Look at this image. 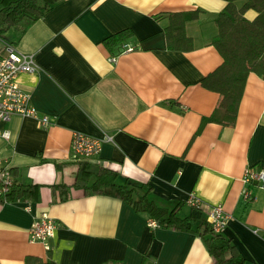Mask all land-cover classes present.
Returning a JSON list of instances; mask_svg holds the SVG:
<instances>
[{
  "label": "crops",
  "instance_id": "1",
  "mask_svg": "<svg viewBox=\"0 0 264 264\" xmlns=\"http://www.w3.org/2000/svg\"><path fill=\"white\" fill-rule=\"evenodd\" d=\"M226 4L61 0L38 20H21L3 33L0 57L4 41L34 55L39 69L19 80L51 123L20 114L0 122L10 132L0 136V157L39 185L33 200L0 203V264H25L30 255L48 264H141L145 255L154 264H216L197 233L156 226L117 196L74 187L75 131L111 134L89 160L117 169L119 183L141 191L151 186L161 206L194 195L207 218L210 206L221 203L230 214L224 234L246 264H264V185L243 179L248 167L264 168V78L249 73L234 124L206 120L221 95L201 81L224 60L212 42ZM194 10L199 16L186 22L193 48H168L169 13ZM257 14L245 12L250 20ZM127 28L132 36L108 50L104 39ZM124 43L134 49L120 53ZM61 182L70 195L62 202L53 188ZM45 211L60 223L50 250L29 235Z\"/></svg>",
  "mask_w": 264,
  "mask_h": 264
},
{
  "label": "trees",
  "instance_id": "2",
  "mask_svg": "<svg viewBox=\"0 0 264 264\" xmlns=\"http://www.w3.org/2000/svg\"><path fill=\"white\" fill-rule=\"evenodd\" d=\"M61 0H0V37L11 26L21 20L34 22ZM249 8L257 10V16L250 20L245 16ZM200 11L170 12V22L166 27L168 48L191 50L193 38L186 32V22L197 18ZM215 23L218 33L212 44L223 56V62L209 72L201 81L208 89L218 91L219 103L206 120L225 125L234 124L245 90L247 77L255 72L264 78V0H227L225 7L217 14ZM132 36L127 28L111 34L103 43L108 50ZM77 172L73 186L83 189L86 195L110 194L117 196L137 212L148 215L159 227H173L200 235L216 264H246L247 261L233 240L217 231L204 217L201 208L195 203L179 201L173 208L161 206L150 196L151 186L146 191L130 183H119V171L110 165L77 160ZM14 184L0 196V203L17 200H33L38 184L19 174L17 167H9ZM69 186L65 183L53 186L57 201L67 200ZM119 260L111 264H119ZM25 264H48L38 256H27ZM141 264H154L146 255Z\"/></svg>",
  "mask_w": 264,
  "mask_h": 264
},
{
  "label": "built area",
  "instance_id": "3",
  "mask_svg": "<svg viewBox=\"0 0 264 264\" xmlns=\"http://www.w3.org/2000/svg\"><path fill=\"white\" fill-rule=\"evenodd\" d=\"M134 46L124 43L120 53L131 51ZM4 54L0 57V122H8L11 118L20 114L39 119L42 125L51 123L50 117L46 114L39 115L37 107L32 102V94L23 88L19 77L22 73L36 72L39 68L32 53H26L18 49L13 43L4 41ZM118 55L110 57L112 62L117 60ZM0 136L9 138L10 132L7 129H0ZM112 139L111 134H105L103 137L90 135L82 131H75L73 136L71 156L75 160H89L99 155L101 145L104 141ZM245 182H258L264 185V168L248 167L245 170ZM14 181L9 171L7 162L0 157V196L11 189ZM245 195L250 194L245 191ZM189 201L198 206L202 201L191 195ZM230 214L225 211L221 203L210 206L208 211V220L213 227L219 231L223 230ZM151 224L156 225L154 220ZM60 223L57 218L51 216L48 212H42L36 216L29 228V235L32 241H40L47 250L51 249V240L55 237L56 230Z\"/></svg>",
  "mask_w": 264,
  "mask_h": 264
}]
</instances>
